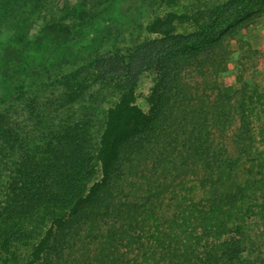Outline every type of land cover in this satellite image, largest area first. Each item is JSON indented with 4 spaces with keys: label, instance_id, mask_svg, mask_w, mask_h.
Here are the masks:
<instances>
[{
    "label": "trees",
    "instance_id": "1",
    "mask_svg": "<svg viewBox=\"0 0 264 264\" xmlns=\"http://www.w3.org/2000/svg\"><path fill=\"white\" fill-rule=\"evenodd\" d=\"M20 1L0 0V12ZM178 2L167 4L176 7ZM227 6V25L214 18V11H204L202 27L180 54L157 52L158 44L148 45L158 73L149 99L152 114L136 102L144 63L124 67L125 92L108 110L97 144L89 122L76 126L61 121L38 135L0 114V264H232L214 239L231 223L245 221V214L259 216L264 226V86L216 87L240 120L232 154L212 147L205 96L197 98L193 88L184 86L193 72H217L230 53L226 38L246 44L239 37L241 30L264 15V0H233ZM181 17L175 12L159 16L149 30L169 36ZM191 20L201 26L200 18L194 15ZM246 50L256 53L251 47ZM82 91H71L70 101ZM237 95L240 99L233 102ZM223 119L219 112L214 121ZM33 121L44 122L37 115ZM171 160L209 167L224 186L226 181L232 186L207 198L189 200L184 195L163 206L155 194L165 187L159 176ZM142 162L150 168L141 170ZM98 174L101 179L94 181ZM137 174L143 178L140 201L131 195L132 189L127 191ZM45 222L50 228L32 244L33 232ZM88 242L95 252L90 260ZM77 243L87 244L78 259L71 249ZM28 246L31 255L22 263L21 249Z\"/></svg>",
    "mask_w": 264,
    "mask_h": 264
},
{
    "label": "rangeland",
    "instance_id": "2",
    "mask_svg": "<svg viewBox=\"0 0 264 264\" xmlns=\"http://www.w3.org/2000/svg\"><path fill=\"white\" fill-rule=\"evenodd\" d=\"M32 1L29 4L28 0H21L14 3L13 8L6 5L0 12V114L9 116L27 131L36 130L38 135H45L61 121L67 120L76 126L89 122L93 125L96 144L108 110L125 92L128 77L124 67L144 63L138 79L136 102L146 113L152 114L154 108L149 99L158 81V73L154 68L157 62L152 63L148 45L158 44L157 52L180 54L184 45L190 46L194 33L202 27L201 14L204 11L206 15L214 11V18L226 21L224 25H227V5L233 2L179 0L174 7L167 4L168 0ZM170 12L182 15L183 19L173 34L152 33L149 27L155 19ZM185 14L191 18H185ZM194 15L200 18L201 26L192 22ZM206 20L212 21L210 18ZM239 37L246 44L226 38L225 49L230 53L225 55L226 62L218 66L217 72V69L207 75L191 72L193 75H188L184 84L193 88L191 91L197 98L205 96L210 114V124L206 126L209 132L211 130L210 143L215 150L222 148L224 154L234 151L232 139L240 120L237 110L231 108L232 102L221 98L216 87L219 83L234 84L237 90L243 83L252 87L264 86V15L251 21L248 28L241 30ZM248 47L256 53H249ZM75 89L83 91L75 102H71L68 95ZM239 99L237 95L233 102ZM218 105L220 110H216ZM219 112L224 119L214 121ZM200 113H203L202 109ZM35 115L44 122L35 124ZM49 115H52L51 119H48ZM173 144L176 145L175 141ZM212 167L216 169L215 165ZM149 168L142 162L141 170ZM168 168L159 176L165 187L155 194V199H162L163 206L184 195L189 200L207 198L232 186L231 181H226L224 186L216 174H211L209 167L206 169L195 162L188 165L181 160H171ZM100 179L101 174H98L94 181ZM142 180L141 174H137L127 183V191L132 189L131 195L139 201L144 194ZM246 216L245 221L231 223L220 239H214L216 246L221 245L228 255L226 258L233 260L232 264H264V226L259 216ZM49 228L50 222L38 227L32 234V244H37ZM83 246L87 244L77 243L71 248L73 258L78 259L80 251L85 253ZM88 249L87 260H90L95 253L94 245ZM31 252L32 246L21 249L22 263L28 262Z\"/></svg>",
    "mask_w": 264,
    "mask_h": 264
}]
</instances>
